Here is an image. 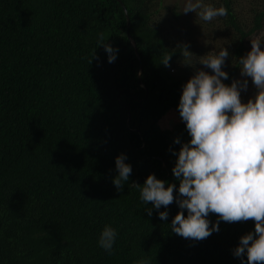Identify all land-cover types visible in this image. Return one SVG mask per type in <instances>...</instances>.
Wrapping results in <instances>:
<instances>
[{
	"label": "trees",
	"instance_id": "1",
	"mask_svg": "<svg viewBox=\"0 0 264 264\" xmlns=\"http://www.w3.org/2000/svg\"><path fill=\"white\" fill-rule=\"evenodd\" d=\"M163 1L0 0V264H247L246 253L233 252L241 236L255 235L254 221L210 213L219 230L186 239L171 228L181 211L175 200L157 210L141 199L149 174L176 185L179 196L172 168L190 140L182 119L158 124L167 112L179 114L190 70L181 66L186 43L154 22ZM239 1L202 0L228 10L212 21L185 14L198 27L230 32L226 85L240 80L251 38L264 39V0H247L246 18L233 5ZM186 2H171L174 20ZM104 44L116 50L112 63ZM121 154L132 172L117 191ZM105 225L117 232L111 254L98 242Z\"/></svg>",
	"mask_w": 264,
	"mask_h": 264
},
{
	"label": "clouds",
	"instance_id": "2",
	"mask_svg": "<svg viewBox=\"0 0 264 264\" xmlns=\"http://www.w3.org/2000/svg\"><path fill=\"white\" fill-rule=\"evenodd\" d=\"M183 13L194 12L203 21L228 15L227 8L205 5L202 0H187ZM101 34L98 45L103 44ZM264 39H252L251 48L239 59L242 77H250L257 88L254 98L241 101V90H247V79L233 80L226 85L222 79L228 74L222 68L229 52H218L199 57V62L212 70L200 69L189 78L180 96L178 111L186 125L190 140L181 144L172 168L179 181V196H174L176 185L168 184L149 174L140 189L143 202L157 210L175 202L178 211L171 221L173 232L186 239L203 240L218 231L219 221L211 223L210 213L228 223L254 221L255 235L249 232L240 237L233 254L246 253L247 264H264ZM108 62L116 59L112 46L104 44ZM94 54V53H93ZM183 56H190L187 47ZM171 55L161 62L170 66ZM180 143L179 140L176 141ZM124 154L115 158L118 174L113 178L117 191L128 181L132 172ZM138 187L139 184H136ZM187 210L184 215L183 210ZM148 215L152 211L148 210ZM168 213L159 212L161 220ZM117 232L105 225L99 245L112 253ZM139 264H148L146 260Z\"/></svg>",
	"mask_w": 264,
	"mask_h": 264
},
{
	"label": "rangeland",
	"instance_id": "3",
	"mask_svg": "<svg viewBox=\"0 0 264 264\" xmlns=\"http://www.w3.org/2000/svg\"><path fill=\"white\" fill-rule=\"evenodd\" d=\"M173 0H164L162 7L159 9L156 19L154 22L160 25L162 33L167 34V36L176 39L178 44L186 43L188 51L191 53L190 56H185L183 59L185 60L181 66L183 69L190 68L187 73L186 82L191 78L197 70H204L209 74H212V70L210 68L205 67L199 62V57L205 56L208 53L212 54L218 52L222 47H225V41H227L230 37V32L227 30L224 25L220 26H209L202 25L199 26L200 22H193L188 19V16L182 12V8L180 7L176 9L177 11H181V15L177 20H174L170 15V8L172 7L171 3ZM236 6V10H238L240 16L243 18L247 17L248 10V1L240 0L239 4L234 3ZM187 16V17H186ZM260 34L255 35L252 39L259 38ZM225 44V45H224ZM264 48V46H261ZM251 48V41L249 48ZM176 65L171 66L169 71H172V74H177ZM240 80H243L241 74ZM247 90H242V96H240L241 101L246 103L249 99L254 98L257 88L253 85L250 77H247ZM184 84V85H185ZM181 117L177 112H167L163 114L158 121L159 126L161 127H169L174 122L180 120Z\"/></svg>",
	"mask_w": 264,
	"mask_h": 264
},
{
	"label": "water",
	"instance_id": "4",
	"mask_svg": "<svg viewBox=\"0 0 264 264\" xmlns=\"http://www.w3.org/2000/svg\"><path fill=\"white\" fill-rule=\"evenodd\" d=\"M122 10H123V13H124V15H125V19H126V26H128V24H129V21H128V17H127V15H126V11H125V8H123L122 7ZM127 38H128V40H129V43H130V45L133 47V49H134V47H135V45H134V42H133V40L131 39V37L129 36V34L127 33ZM135 50V49H134ZM128 115H127V120H126V123L128 122Z\"/></svg>",
	"mask_w": 264,
	"mask_h": 264
}]
</instances>
